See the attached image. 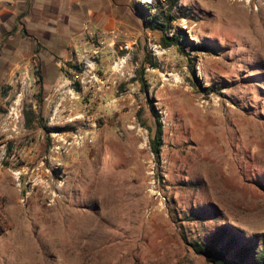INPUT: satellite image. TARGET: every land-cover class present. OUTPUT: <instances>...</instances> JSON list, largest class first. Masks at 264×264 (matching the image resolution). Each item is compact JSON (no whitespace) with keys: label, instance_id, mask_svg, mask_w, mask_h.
<instances>
[{"label":"rangeland","instance_id":"374dc122","mask_svg":"<svg viewBox=\"0 0 264 264\" xmlns=\"http://www.w3.org/2000/svg\"><path fill=\"white\" fill-rule=\"evenodd\" d=\"M115 2L65 49L0 47V264H213L191 243L264 236V0H178L184 52L147 27L166 0Z\"/></svg>","mask_w":264,"mask_h":264},{"label":"crops","instance_id":"0c3cea01","mask_svg":"<svg viewBox=\"0 0 264 264\" xmlns=\"http://www.w3.org/2000/svg\"><path fill=\"white\" fill-rule=\"evenodd\" d=\"M93 4L101 8H93ZM117 6L115 0H4L0 5V47H6L7 42L3 41L8 35V40L16 43L12 55L17 53L20 58L38 54L39 43L48 46L50 42L51 48L65 49L72 38L81 34L89 19L95 25L104 18L116 22ZM18 43L25 45L26 53ZM19 68L28 69L26 65Z\"/></svg>","mask_w":264,"mask_h":264},{"label":"trees","instance_id":"16d2710c","mask_svg":"<svg viewBox=\"0 0 264 264\" xmlns=\"http://www.w3.org/2000/svg\"><path fill=\"white\" fill-rule=\"evenodd\" d=\"M178 0H166L167 8L155 13L147 22V27L153 30L161 31V45L169 47L175 45L181 52L185 49L181 45V36L179 34H168L172 22L175 20L174 7L177 5ZM150 7L145 8L148 11ZM26 35V31L22 32ZM41 44H38L37 51L40 49ZM146 61L152 66L158 67L159 64L150 55H147ZM190 70L195 75V67L190 64ZM143 71V69H142ZM39 81H43V76L39 72ZM143 86H146L143 80ZM77 90H80L78 85H75ZM154 108V107H152ZM156 117L155 130L151 131L150 146L152 152L157 158L160 157L161 147L163 145V125L160 121V116L155 110ZM25 123L28 127L32 126L39 115L31 108H24ZM143 122V121H142ZM143 124H145L143 122ZM151 130V128H150ZM192 248L198 253L205 256L213 264H264V236L256 239L244 240L238 231H231L228 227H223L219 232L215 233L208 240H196L191 243Z\"/></svg>","mask_w":264,"mask_h":264},{"label":"built area","instance_id":"2783aa9c","mask_svg":"<svg viewBox=\"0 0 264 264\" xmlns=\"http://www.w3.org/2000/svg\"><path fill=\"white\" fill-rule=\"evenodd\" d=\"M4 0H0V5H1V2H3Z\"/></svg>","mask_w":264,"mask_h":264}]
</instances>
